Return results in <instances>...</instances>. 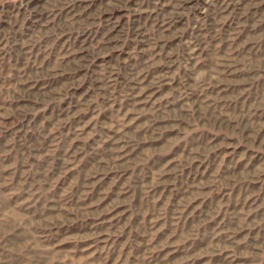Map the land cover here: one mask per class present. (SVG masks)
Wrapping results in <instances>:
<instances>
[{
  "label": "rangeland",
  "instance_id": "1",
  "mask_svg": "<svg viewBox=\"0 0 264 264\" xmlns=\"http://www.w3.org/2000/svg\"><path fill=\"white\" fill-rule=\"evenodd\" d=\"M0 264H264V0H0Z\"/></svg>",
  "mask_w": 264,
  "mask_h": 264
}]
</instances>
